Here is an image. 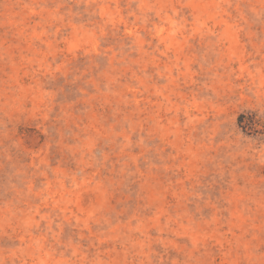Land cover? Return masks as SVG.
<instances>
[{
  "label": "rangeland",
  "instance_id": "374dc122",
  "mask_svg": "<svg viewBox=\"0 0 264 264\" xmlns=\"http://www.w3.org/2000/svg\"><path fill=\"white\" fill-rule=\"evenodd\" d=\"M0 264H264V0H0Z\"/></svg>",
  "mask_w": 264,
  "mask_h": 264
}]
</instances>
